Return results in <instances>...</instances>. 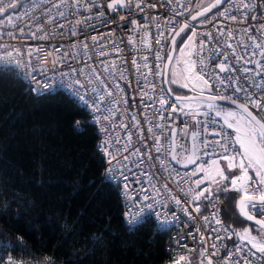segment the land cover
I'll list each match as a JSON object with an SVG mask.
<instances>
[{
	"label": "snow or ice",
	"instance_id": "snow-or-ice-1",
	"mask_svg": "<svg viewBox=\"0 0 264 264\" xmlns=\"http://www.w3.org/2000/svg\"><path fill=\"white\" fill-rule=\"evenodd\" d=\"M42 2V0H41ZM223 2V0H214L208 6L204 7L202 4H197V8L203 10L198 12L196 15H192L191 19L196 20L197 16H204L205 13L211 11L212 8L217 7ZM18 0H0V17H4L3 21H0V26L10 25L13 29L17 28V24L14 20L22 19L20 17H14L12 10L17 7ZM70 0H61L60 3L53 4L57 10L56 15H52V9L49 8L43 15L47 18L48 24H54L57 21V17L60 19H67L64 11L61 10L62 5L69 6ZM235 3V0H234ZM95 4V0H84L83 7L91 12L92 7ZM179 8L188 7L187 4L177 0ZM72 7L79 10L81 7V0H71ZM135 6L136 9L143 11L145 7H155L145 2V0H110L106 7L112 12H117L120 9L128 8L131 9ZM38 7V4L33 3V8ZM237 10H244L245 15L242 19L228 14L227 9L222 13L225 20H231L233 22H246L248 20L247 13H252L251 19L257 20L256 10L257 8H264V0H239L236 4ZM190 10V9H189ZM177 15H182V12H177ZM27 15V13H26ZM100 17L104 16V12L99 13ZM261 18L264 19V13H261ZM35 20V18H33ZM91 17H85L84 21L77 20L75 23L68 21L72 24L71 33L75 36L76 25L87 22ZM121 19L123 17L121 16ZM107 23V21H105ZM210 20L202 21V23H210ZM129 23H135L129 21ZM175 23V21H173ZM26 27L30 25L25 24ZM58 27L63 29L65 25L59 23ZM189 27L187 21L179 27L169 29L170 32H174L179 35V32H183ZM218 35L225 37L223 41H217V47L212 50L208 57L203 55L198 56L200 71H197L196 61L186 60L185 68L179 74V78L184 81L180 86L189 88L190 91L194 92V96H183L178 95L174 97V102L169 106L166 96H160L157 102L160 105L159 111L161 115L158 117L159 120H164L163 112H169V120L173 117L171 113L180 112L185 116L191 115L194 120V124L197 129L192 132H188V125L186 124L184 129L181 131L184 133L185 139L191 140V144L179 145L177 142V129L172 127L171 124L167 127L171 130L170 142L167 145L161 143L160 137L153 134L154 138V150L157 153L156 161L159 164L160 169L163 172L168 173L169 177L175 178L180 176L178 171H175L172 167V162L181 165L183 168H188L189 165H194L190 173H185L184 176H180L179 180H175V183L179 187V190L184 193L185 196H190L193 211L199 213L201 210L200 201H209L213 208L211 218L204 217L206 224L219 225V228H213L212 231L217 233L216 238L222 239L219 235L221 231L231 238L233 234L238 235L242 242H246L251 245V249L245 251L243 244L236 246L235 252L229 254L228 260L222 262V264H230L232 256H239L240 259L236 260L234 264H257L262 262L264 264V24L256 25V31L260 33L261 38H257L252 35V27L249 26L243 30V36H247L250 43H245L243 36L238 41V45L242 47V53H237L236 45L231 41L235 40L232 31L225 32L223 28H218ZM36 32L42 33L39 37L36 36ZM36 32H31L34 38L48 39V35L44 33L43 25H37ZM21 36L25 35L24 28H19ZM3 34L0 33V36ZM8 35L12 39H16L15 32H9ZM207 37V40H201L200 49L203 50L213 40L212 32L203 33ZM163 37V33H160ZM197 36V32L193 30L189 43L184 45V48H188L190 44L195 43L194 38ZM91 40L93 43H98V38L92 36ZM167 42V41H166ZM114 43V42H113ZM130 43H134L130 41ZM172 44H175L174 37L172 38ZM222 45V47H221ZM106 46V45H105ZM7 48V45H3ZM227 48L230 52H224L223 49ZM83 49L87 52L88 44L83 43ZM36 51H40L37 49ZM77 53L76 55H78ZM106 53L101 52L99 55H105ZM184 54L181 49V55ZM20 50L7 51L5 55L0 56V61H5L10 64L15 61L17 66H20V61L16 57L20 56ZM28 55H32V51L29 50ZM47 55V54H46ZM212 55L218 56L219 60L216 62L214 67H209L205 62L210 61ZM229 55H231L235 64L229 61ZM75 58V56L73 57ZM156 60H162L159 53L156 54ZM38 59H40L38 57ZM46 59V56L45 58ZM62 59H66L63 57ZM145 61L147 58H144ZM42 62H44L42 60ZM57 61H53L55 67ZM133 65L136 66L137 73L140 71V66L136 60L132 61ZM169 63H171V55L169 56ZM179 63V61H178ZM254 65V67H252ZM63 66V65H61ZM115 64H108L103 68L104 73L108 74L109 77L115 75L111 69L115 68ZM145 68H148V74L151 73V69L145 62ZM166 67L161 68L157 64L159 69L158 75L164 77L166 74ZM218 69V71H217ZM238 71H241V75L244 78L245 83L241 81L240 77L236 75ZM45 69H41V74H44ZM10 73L8 68H0V76H7ZM221 73L227 75L221 76ZM172 83H177V73L173 72ZM61 76L66 78L68 81V88L70 89L69 99L80 106L81 111H85L90 119L87 121L89 125H92L97 121H108V127L112 126L110 120L111 110L109 114L95 115L93 113H100L101 105L104 104L105 98L112 97L113 92L110 90L109 84H106L101 78L100 72L95 67L87 65V71L85 68H76L69 65V71L61 73ZM80 77H84L81 79ZM121 79H123V73H121ZM166 82V81H162ZM194 82V83H193ZM95 83V86L93 84ZM37 84H42L43 89L50 90L47 94L51 95V84L46 82L37 81ZM218 89L217 93H213V86ZM116 90L122 92L119 84L116 83ZM147 87V85H145ZM153 92L156 86L152 85ZM100 88V91H97ZM229 88H232L231 95H224ZM35 91L40 96L46 93L41 89L37 88ZM162 91H165L162 89ZM167 92H171V89H167ZM228 101L230 104L235 105L236 110H224L218 105V101ZM127 103V101H124ZM155 108V104L149 105ZM204 108L206 111H201ZM187 109V110H186ZM255 110V114L254 111ZM205 117L204 120L199 117ZM135 121L136 128L140 133V139L144 140L143 129L139 127V121L136 117L131 118ZM219 127H209L210 124H217ZM148 131L152 132L151 121H148ZM120 127L127 128V124H121ZM159 128L163 129L164 124L158 125ZM231 129V133L227 130ZM103 131L107 132L108 128H102ZM79 131V129H78ZM163 134V132L161 133ZM208 137H212L209 139ZM125 143L120 145V137H112L111 134L105 136L101 145L98 146L97 151L103 152L102 159L107 158L106 163L109 165L105 170L108 172L107 176L102 174L103 184L110 185L117 192L123 187L124 191L121 194L123 198H129V193H133L131 199L133 203L123 204L129 209L125 214V227L129 233H134L139 227H142L146 222H153L156 225L158 232L159 226L162 224H172L175 222L174 213L173 219L169 220L167 216L162 213L155 211L157 205L160 207H166V203L160 197L163 196L161 188L156 187L151 173L147 175V183L150 187L144 186V181L140 177L145 176L144 171L136 172L134 169H140L146 164L149 168H155L156 164L152 162V150L148 148L147 143L144 144L145 151L141 152L140 148H134L131 151L130 145L132 144V133L125 132ZM127 153V155H125ZM122 157V159L120 158ZM135 157V159H133ZM199 161V163H198ZM251 173V174H250ZM188 177V179H185ZM191 177H199L198 179H191ZM116 183L113 184L112 182ZM181 181L184 184H194L195 188H185L181 185ZM132 184L140 185L139 188H131ZM163 191L169 193V198L177 205L181 207L182 211L186 215H191L188 212V208L184 207L181 201L172 195V190L168 188V184L162 185ZM235 192L238 193V197L227 196L228 201L227 207L224 209L225 218H230L229 212L232 208H238L239 214L248 221H254L258 226L257 235L253 236L250 228L244 229L240 233H236L235 230H229L228 227L224 226L220 219V196L219 194ZM140 196L138 202L135 201V196ZM134 209V210H133ZM148 213V215H145ZM260 218H257V217ZM74 231V229H73ZM110 233L111 229H105ZM198 231V230H197ZM96 246L102 248L106 241V237L102 234L94 235ZM0 242H4L7 247L10 245L12 248L18 251L26 252V246L22 245L19 241L8 242L7 237L0 234ZM204 242L203 234H201V243ZM214 249L217 248L216 244H213ZM255 251H252V250ZM259 253L260 255H257ZM207 249H202L201 257L207 259V264H213L210 257H207ZM217 252H213L216 255ZM0 264H3L0 259ZM7 264H16V261L9 258ZM82 264V262H81ZM173 264H191V261L186 255H180L176 257ZM201 264H204V260H201Z\"/></svg>",
	"mask_w": 264,
	"mask_h": 264
},
{
	"label": "built area",
	"instance_id": "built-area-1",
	"mask_svg": "<svg viewBox=\"0 0 264 264\" xmlns=\"http://www.w3.org/2000/svg\"><path fill=\"white\" fill-rule=\"evenodd\" d=\"M196 1L197 0H181V2L187 4L188 7L179 8L177 0H145L146 3L155 5V7H145L143 11H141L136 9L133 5L131 9L124 8L117 12H112L106 7L110 0H95L91 12H89L83 7L84 0H81V7L79 10L72 7L70 0L69 6L65 7L62 5L61 7L67 19H60L57 17V21L54 24H48L47 18L43 13L51 8V14L56 15L57 10L52 7V5L60 3L61 0H42V2L41 0H35V3L38 4L36 8H33L34 0H18L17 7L15 10H12V15L14 17L22 18L14 20V23L18 25L17 28L13 29L10 25L0 26V33L3 34L0 36V56L5 55L7 51H15L16 49H19L21 53L20 56L16 57V59L20 61V66H17L15 61L10 64L5 61H0V68L10 69V72L23 80L34 97L39 98L46 96L50 91L43 89L42 84H37V81L50 83L52 86V93L63 92L69 97L70 89L68 88V81L61 76V73L69 71V65L77 70L85 68L86 71L87 65H91L100 72L104 82L109 84L113 96H106L104 104L101 105L100 113H93L92 115H100L101 113L108 115L110 109L112 126L108 127V121L103 120L94 122L90 126L93 127L98 137L97 148L108 134H111L112 137H120V145H123L126 139L125 132H131L132 144L130 145V151L134 148H140L141 152H144L145 143H147L148 148L152 150L151 163L156 164V167H147L146 161L144 166L140 169H134V171L145 172V176L140 177V179L144 181L145 187H150L147 183V175L149 173H151L154 182L158 180V182H156V187L161 188L163 192V196L160 197V199H162L167 206L160 207L157 205L155 211L164 213L169 220L173 219L172 214L174 213V223L162 224L159 226V231L169 233V240L166 245L169 260L166 264H173L174 259L180 255H186L191 261V264H194V255L205 248L207 249L206 255L212 259L213 264H222V262L228 260L229 254L235 252L236 246L243 244L245 251L250 249L246 242L234 240V234L231 238H228V235L221 231L219 235L222 239H217V233L213 232L212 229L219 228L220 226L206 224L204 221V217L211 218L213 212L211 203L201 200V210L199 213H196L193 211L190 196H185L184 193L179 190L175 180H179L180 176H184L185 173H190L195 166L184 170L178 168L172 162L173 169L180 173V176H175L173 179V177H169L168 173L160 169L156 161L157 153H155L153 147V134L160 137L162 144L167 145L171 138V130L167 125L171 124L172 127L177 129L176 138L179 147V145L184 144L190 145V140L185 139L184 133L181 131L186 124L188 125V132L199 130L196 128L191 115L185 116L180 112L171 113L173 119L169 120V112L164 111L162 113L164 120H159L158 117L161 115L159 111L160 105L157 99H153V97L159 98L160 96H166L169 106L174 102V99L166 91L164 82L162 83L164 77L158 75L159 69L157 68V64H159L161 68H165L167 58L170 54V41L174 35V32H170L169 29L176 28L177 31L179 30V27L192 13ZM238 3L239 0H235V3L234 0H229L224 6L209 16L208 20L211 21L210 23H197L191 27V32L193 30L197 32V36L194 38L195 43L192 44V61H196L197 71H200L198 56L203 55L205 58L208 57L212 50L217 47V41H223L225 39V37L218 35V28H223L225 32L232 31L236 39L231 42L236 45L237 53H242L243 51L242 47L238 45V41L242 38L245 28L251 26L252 35L256 36L258 39L261 38L260 33L256 31V25L264 24V19H262L260 15L264 13V8H257L256 21L251 19L252 13H247L248 20L246 22H233L224 19L222 13L225 12V9H227L229 15L236 16L240 19L243 18L245 12L244 10H237L236 4ZM100 12H104L103 17H100ZM177 12H182L183 14L177 15ZM121 16L123 19H121ZM85 17H91V19L76 25L77 34L73 36L71 33L72 24L68 23V21H72L73 23L77 20L84 21ZM33 18H35V20ZM4 19V17H0V21ZM105 21H107V23ZM129 21L135 23H129ZM173 21H175V23H173ZM59 23H63L65 27L63 29L59 28ZM25 24L30 25V27H26ZM38 24L43 25L44 33L48 35V39H38L29 35L31 32H36ZM19 28H24L25 35H20ZM13 31L16 34V39H12L8 35L9 32ZM206 32H212L213 40L207 48L201 50L200 42L201 40H207V37L203 35V33ZM160 33H163V37L160 36ZM40 35H42V33L36 32L37 37ZM92 36H96L99 42L93 43L91 40ZM243 39L245 43H250L247 36H243ZM130 41L134 43H130ZM83 43L88 44L87 52L83 49ZM3 45H7L8 47L4 48ZM37 49H40V51H36ZM29 50L32 51L31 56L28 55ZM223 51L230 52L227 48H224ZM101 52L106 54L99 55ZM77 53L79 54L76 55ZM157 53L162 57V60H156L155 57ZM45 56L46 59H44ZM74 56L75 58H73ZM38 57L40 59H38ZM63 57H66V59H62ZM145 57L147 58L146 61L144 59ZM134 59L140 66L139 73H137L136 66L132 63ZM42 60L44 62H42ZM54 60L58 62L55 67L53 66ZM218 60V56L212 55L211 60H206L205 62L209 67H214ZM229 61L235 64V60L231 55H229ZM145 62L151 69L150 74H148V68L144 67ZM110 63L116 66L111 69V71L115 73L112 77H109L108 74L103 71V68ZM252 67H254V65H252ZM42 68L45 69L44 74H41ZM121 73H123V79H121ZM224 75L227 74L221 73V76ZM236 75L239 76L241 81L247 86V82L244 81L241 71H238ZM80 78L84 79V77ZM116 83L123 89L122 92L116 90ZM145 85H147V87H145ZM152 85L156 86L154 92L151 87ZM93 86H95V83ZM37 88L41 89L46 94L40 96L38 92L35 91ZM162 89L165 91H162ZM97 91H100V88H97ZM217 92L218 89L214 85L213 93ZM231 94L232 88H229L227 92L224 93V95ZM125 100L127 103L124 102ZM151 104H155L156 107H150L149 105ZM133 116L139 121V127L143 129L144 140L139 138L140 133L136 128L135 121L131 119ZM89 119L90 117L87 114V121ZM199 119L204 120L205 117L201 116ZM148 121H151V133L148 131ZM121 124H127L128 127H120ZM160 124H164L165 127L163 129L159 128L158 125ZM104 127L108 128L107 132L102 130ZM209 127L218 128L219 122L217 124H210ZM227 131L231 133V129ZM162 132L163 134H161ZM208 138L212 139V137ZM98 154L100 157L103 156V152H98ZM125 155H127V153H125ZM120 158L122 159V157ZM133 159H135V157H133ZM102 160L104 164L103 175L107 176L108 172L105 170L109 167L106 163L107 158L104 157ZM198 178L199 177H191V179ZM185 179H188V177H185ZM112 183L115 184L116 182L113 181ZM165 183H167L168 188L172 190L171 194L175 195L181 201L182 205L188 208V212L191 214L190 216L186 215L181 207L175 205L169 198L168 192L163 191L162 185ZM181 185L185 188H195L194 184H184L183 181H181ZM139 187L140 185L138 184L131 185V188ZM123 191L124 189L121 187L120 191L117 192L121 205L122 203L125 205L133 203L131 197L134 194L130 192L129 198H123L121 195ZM219 196L221 201L218 205L220 208V219L224 226L232 230L224 220L222 212L224 201L221 195ZM139 200L140 196H135V201L138 202ZM122 208L125 221V214L129 209L125 206H122ZM145 215H148V213H145ZM257 218L260 217L258 216ZM146 223H154V221ZM201 234H203L204 238L203 243H201ZM213 244L217 245L216 249L212 247ZM213 252H217V254L213 255ZM203 259L207 262L206 258ZM238 259H240L239 256L233 255L230 264H234ZM8 260L9 258L2 260L3 264H7ZM12 260L16 261V264L52 263L51 259L46 262L23 259ZM241 264H243V261H241ZM257 264H262V262H257Z\"/></svg>",
	"mask_w": 264,
	"mask_h": 264
},
{
	"label": "trees",
	"instance_id": "trees-1",
	"mask_svg": "<svg viewBox=\"0 0 264 264\" xmlns=\"http://www.w3.org/2000/svg\"><path fill=\"white\" fill-rule=\"evenodd\" d=\"M179 47L180 42L177 52ZM97 143L87 113L65 93L37 98L12 72L0 76V234L26 246V252L10 245L6 250L0 242V259H51V264L168 262V232H157L154 223L134 233L126 230L118 193L102 182L104 164ZM227 196L238 195L221 194L227 225L236 233L248 226L258 230L235 207L225 218ZM109 228L110 233L104 231ZM100 234L107 238L102 248L94 239ZM234 240H240L238 235Z\"/></svg>",
	"mask_w": 264,
	"mask_h": 264
},
{
	"label": "rangeland",
	"instance_id": "rangeland-1",
	"mask_svg": "<svg viewBox=\"0 0 264 264\" xmlns=\"http://www.w3.org/2000/svg\"><path fill=\"white\" fill-rule=\"evenodd\" d=\"M212 2H214V0H197L196 1V3H195V5H194V8H193V11H192V14L194 13V12H196V11H199V10H201L202 8H197V4L199 3V4H202L204 7H206V6H208L210 3H212ZM209 19V16L208 17H206L205 19H203L202 21H205V20H208ZM202 21H200L199 22V24L200 23H202ZM191 37V28H189V29H187L184 33H183V35H182V37L179 39V42H180V47H179V50H178V52H177V54H176V57H175V60H174V63H173V65H172V67H171V72H170V79H171V81H172V79H173V72H176L177 73V77H176V79H177V83H172V85L173 86H175V89L178 91V92H180V93H182L183 95H195V93L194 92H192V91H190L189 90V88H184V87H181L180 85L182 84V83H184V81L182 80V79H180L179 78V74L181 73V71L185 68V61L186 60H191L192 61V44H190L189 45V47L188 48H184V45L185 44H188L189 43V38ZM181 49H183V51H184V54L183 55H181ZM178 61H179V63H178ZM194 83V82H193ZM221 108H223L224 110H236V109H234V108H231V107H226V106H223V107H221ZM187 110V109H186ZM201 111H206V109H204V108H202L201 109ZM255 111V110H254ZM251 174V173H250ZM224 195V194H236V195H239L238 193H235V192H228V193H223V192H221L219 195ZM248 227H250V226H248ZM244 229H246V228H244ZM244 229H242V231L244 230ZM250 229L252 230V233L254 234V236H256L257 235V230L256 229H253V228H251L250 227ZM250 245V244H249ZM250 247H251V245H250ZM253 251H255L254 249H253ZM258 254V253H257ZM199 256H201V252L200 251H198L195 255H194V261L197 259V258H199Z\"/></svg>",
	"mask_w": 264,
	"mask_h": 264
},
{
	"label": "water",
	"instance_id": "water-1",
	"mask_svg": "<svg viewBox=\"0 0 264 264\" xmlns=\"http://www.w3.org/2000/svg\"><path fill=\"white\" fill-rule=\"evenodd\" d=\"M228 1H229V0H223V2H222L220 5H218V6L215 7V8H212L211 11L205 13L204 16H199V15H198L196 20H192V19H191V16H192V15H196L198 12L202 11L203 9H201V10H199V11H196V12H194L193 14H191L190 17H188V19L186 20L187 23L189 24V27H188L187 29L191 28L192 26H194L195 24L199 23L200 21H202V20L205 19L206 17L210 16L213 12L217 11V10L220 9L222 6H224V4H225L226 2H228ZM212 3H213V2H212ZM187 29H185L183 32H179V35H176V34L174 33V35L172 36V38L174 37V39H175V44H174V45L172 44V38H171V41H170V54H169V56L171 55V63H169V56H168L167 61H166V65H165V66H167V67H166V74H165V76H164V81H166V82H164V86H165L166 90L169 89V88L171 89V92H168V93H169V95H170L173 99H174L175 96H178V94H176V93L174 92V90H173V88H172V86H171V84H170V72H171V67H172V65H173V63H174V60H175V57H176V54H177V44H178V42H179V39L182 37L183 33H184ZM183 96H194V95H183ZM217 103H218L219 106H220V105H221V106H227V107H231V108H234V109H235V105L230 104V103H229L228 101H226V100H225V101H218ZM254 114H255V112H254ZM191 143H192V142H191V140H190V144H191ZM173 163H174V165L177 166L178 168H180V169H184V170L189 169V168H191V167L194 166V165H189L188 168L185 169V168L181 167V165L176 164L175 162H173ZM236 212H237V214H238L242 219H244L245 221L249 222L250 224H252V225H254L255 227L258 228V226L254 223V221H248V220H246L243 216H241V215L239 214V210H238V208H236Z\"/></svg>",
	"mask_w": 264,
	"mask_h": 264
},
{
	"label": "crops",
	"instance_id": "crops-1",
	"mask_svg": "<svg viewBox=\"0 0 264 264\" xmlns=\"http://www.w3.org/2000/svg\"><path fill=\"white\" fill-rule=\"evenodd\" d=\"M246 228H250V227H246ZM253 236H254V234L253 233H251ZM259 254V253H258ZM260 255V254H259ZM203 258L201 257V256H199V258H197L195 261H194V258H193V263L194 264H201V260H202ZM204 260V259H203ZM204 264H207V262L204 260Z\"/></svg>",
	"mask_w": 264,
	"mask_h": 264
},
{
	"label": "flooded vegetation",
	"instance_id": "flooded-vegetation-1",
	"mask_svg": "<svg viewBox=\"0 0 264 264\" xmlns=\"http://www.w3.org/2000/svg\"><path fill=\"white\" fill-rule=\"evenodd\" d=\"M170 84H171L172 88L175 89V86H173L172 83H171V79H170ZM175 90H176V89H175Z\"/></svg>",
	"mask_w": 264,
	"mask_h": 264
}]
</instances>
